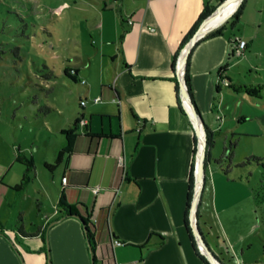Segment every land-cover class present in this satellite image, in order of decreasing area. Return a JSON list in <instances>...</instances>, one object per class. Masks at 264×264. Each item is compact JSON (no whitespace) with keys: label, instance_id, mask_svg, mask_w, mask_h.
<instances>
[{"label":"crops","instance_id":"1","mask_svg":"<svg viewBox=\"0 0 264 264\" xmlns=\"http://www.w3.org/2000/svg\"><path fill=\"white\" fill-rule=\"evenodd\" d=\"M223 1L67 0L68 9L83 2L94 11L92 17L86 16L99 31H94L100 42L96 46L99 75L97 79L92 77V54H78L75 61H68L64 69L69 82L66 86L77 93L80 107L70 106V96L65 102L66 110L48 104L64 119L54 122L46 118L51 151L43 155L40 164L34 154L28 157L21 145L16 146L10 160L2 154L4 150L0 151V210L8 198L17 202L23 192L17 186L26 174V166L17 165L24 164L18 150L35 165L27 173V184L36 178L37 189L46 190L51 200L45 222L36 230H28L22 220L27 232L39 233L34 236L23 237L18 231L23 215L19 219L16 213L25 212L22 205L6 218L0 215V264H206L191 236L199 147L192 117L181 95L177 67L184 46ZM248 1L243 0L240 8L246 9ZM236 14L199 39L185 65L209 141L199 224L208 244L225 264H264V250L254 256L249 254L251 248L246 251L242 240L232 242L231 236L224 234L227 240L223 243L229 245L225 250L218 240L220 236L215 238L209 232L210 224L217 223V212L228 210L223 190L219 208L218 188L222 181L218 184V173L214 171V186L208 161L215 130L212 116L224 102L218 101L224 86L222 83L217 90L219 68L231 63L235 38L248 42L232 30L240 13ZM234 18L237 19L232 21ZM56 77L59 74L54 70L51 78L46 77L53 93ZM71 81L83 87L72 88ZM98 96L102 102L89 103ZM85 99L86 104H82ZM69 130L74 135L71 149L53 170L48 169L46 163H54L61 149L67 147ZM62 193L82 216L89 218L95 254L83 221L62 216ZM162 238L158 246L144 247L160 243ZM231 257L229 263L227 259Z\"/></svg>","mask_w":264,"mask_h":264},{"label":"rangeland","instance_id":"2","mask_svg":"<svg viewBox=\"0 0 264 264\" xmlns=\"http://www.w3.org/2000/svg\"><path fill=\"white\" fill-rule=\"evenodd\" d=\"M66 2L0 0V151L4 150L2 154L7 160L18 145L28 157L34 154L39 164L43 155L51 151L47 145L50 136L45 129L46 118L54 122L64 118L58 112L40 111L41 106L55 104L66 110L65 102L70 96V106L80 107L77 93L66 86L69 82L64 69L69 60L75 61L78 54H92V77L97 79L99 75L100 56L96 46L100 42L94 34L99 31L86 16L92 17L94 11L83 2L68 9ZM238 13V20H232L235 21L232 30L245 36L249 46L243 54L231 58L227 75L237 84L260 85L263 90L262 96H257L235 92L224 84L218 94V101L224 102L223 108L212 116L215 130L209 147L208 169L212 171L214 186V171L218 173V184L222 181L218 188L219 208L223 190L228 210L217 212V223L210 224L209 232L215 238L220 236L218 240L225 250L229 245L223 240H227L225 235H230L232 242L242 240L246 251L251 248L249 254L258 256L264 250V0H249L247 8H240ZM106 31L111 34L108 28ZM50 69L59 74L54 81V93L45 77ZM75 85L83 87L71 81L70 86ZM96 99L91 98L89 103L103 101ZM63 114L68 115L66 111ZM27 183L24 182L17 202L7 199L0 215L6 218L10 211L22 205L25 212L16 215L24 218L18 225L23 220L28 230H36L45 222L51 200L46 190L37 189L36 178ZM227 261L230 263L232 257Z\"/></svg>","mask_w":264,"mask_h":264},{"label":"water","instance_id":"3","mask_svg":"<svg viewBox=\"0 0 264 264\" xmlns=\"http://www.w3.org/2000/svg\"><path fill=\"white\" fill-rule=\"evenodd\" d=\"M234 0H224L221 5L215 9V11L208 17H206L193 35V37L188 41V43L184 46L181 54L180 60L177 67L178 76L180 79V91L181 95L185 101L188 111L192 117L194 127L198 136V159H197V170H196V178H195V190L191 204V214H190V222L191 228L197 243V246L200 252L206 257V259L210 262V264H225L212 250L210 245L208 244L199 224V203L202 195V191L205 185L206 179V167H207V157H208V136L206 131V125L203 119L201 112L199 111L193 96L191 94L187 79H186V61L189 55L191 48L195 45V43L201 39L204 35H206L209 31L223 24L230 16L220 20L218 23L212 26H207L208 20L219 13L221 10H224L225 7L231 4ZM243 0H240L242 3ZM71 216L78 217L82 220V215L73 214ZM95 254V251H93Z\"/></svg>","mask_w":264,"mask_h":264},{"label":"trees","instance_id":"4","mask_svg":"<svg viewBox=\"0 0 264 264\" xmlns=\"http://www.w3.org/2000/svg\"><path fill=\"white\" fill-rule=\"evenodd\" d=\"M241 7V5H240ZM239 7V8H240ZM238 8V10H239ZM237 10V11H238ZM236 11V12H237ZM235 12V13H236ZM50 34H52V32L50 31ZM248 47V45L246 46V48ZM245 48V49H246ZM243 54V53H241ZM235 56V52L234 49H232L230 57ZM231 65L230 61L226 62L225 64H223L220 68H219V76H220V81L217 85V90L220 91L221 89V84H227L231 89H233V91L235 92H247L251 95H257V96H262V90L263 87L260 85H243V84H237L234 82V80L232 78H230L227 75V71L229 70V66ZM53 76V70H50L48 73L45 74V77L47 78H51ZM190 91H191V87H190V83H189V77H186ZM192 94V92H191ZM40 111H44L45 113L49 114L53 111V108L49 105H43L40 107ZM67 139H68V144L67 147L61 149V151L59 152L58 158L54 163H46V166L48 167V169L53 170L61 161L63 158V155L65 152H67L68 150L71 149L73 141H74V135L72 133V131H67ZM208 146H209V141H208ZM20 150H18L19 153V160H21L25 165H26V174L22 180V182L17 186L18 189H23V184L25 181H27L28 179V172H30L31 170H33L35 168L34 162L31 158H25V156L23 154H20L21 152H19ZM59 207H61V214L62 216H71L73 214H79L81 215L80 211L77 209L76 205H72L67 201V198L65 197V194L62 193L60 195L59 198ZM82 221H83V225L85 228V233L86 236L88 238L89 241V245L91 247L92 251H95L96 249V241H95V236L94 233L92 232L90 226H89V218H85L84 216H82ZM18 231L19 233L23 236V237H30V236H34L37 235L39 233H29L27 232L23 225L18 226ZM41 229V227H40ZM153 234H157V233H153ZM191 236L193 239V242L195 243V249L197 250V252L200 254V256L202 257V259L206 262V264H210V262L206 259V257L200 253L199 248L197 246L192 228H191ZM45 237V236H44ZM163 242V238L162 241L160 243L157 244H153V243H147L144 247L145 248H151V247H155L158 246L159 244H161Z\"/></svg>","mask_w":264,"mask_h":264},{"label":"bare ground","instance_id":"5","mask_svg":"<svg viewBox=\"0 0 264 264\" xmlns=\"http://www.w3.org/2000/svg\"><path fill=\"white\" fill-rule=\"evenodd\" d=\"M242 3H240V0H234L231 4L227 5L224 10H221L219 13L212 16L208 22L207 26H212L218 23L220 20L233 15L238 8L240 7Z\"/></svg>","mask_w":264,"mask_h":264},{"label":"built area","instance_id":"6","mask_svg":"<svg viewBox=\"0 0 264 264\" xmlns=\"http://www.w3.org/2000/svg\"><path fill=\"white\" fill-rule=\"evenodd\" d=\"M233 44H234L233 49H234L235 54H241V53H243L244 49L248 45V42L246 39L237 37L233 40ZM73 72H75V70H73ZM101 100H102V97H97V99H96V101H101ZM82 104H86L85 100H82ZM63 181L66 182L67 177H64ZM115 242L117 244H121V241L119 239H116Z\"/></svg>","mask_w":264,"mask_h":264}]
</instances>
